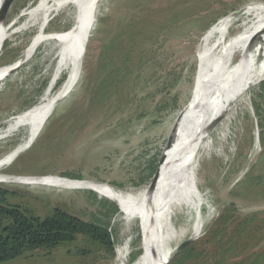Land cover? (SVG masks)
Segmentation results:
<instances>
[{
	"label": "rangeland",
	"instance_id": "1",
	"mask_svg": "<svg viewBox=\"0 0 264 264\" xmlns=\"http://www.w3.org/2000/svg\"><path fill=\"white\" fill-rule=\"evenodd\" d=\"M28 2L12 0L6 21H14ZM5 3L1 0L3 15ZM249 4L261 7L264 0H100L78 74L73 85L55 98L43 128L27 145L30 125L27 131L0 137V175L97 182L120 190H141L159 179L190 124L201 67L200 43L209 38L206 41L204 34ZM71 27L57 19L44 33L29 32L2 45L0 72L8 75L0 82V127L47 94L53 97L68 80L66 70L50 88L57 71L50 51L57 42L45 41L66 35ZM35 36L40 38L31 43ZM261 55L264 30L253 57ZM104 59L111 66H103ZM104 76L109 81L101 85ZM246 77L227 99L237 110L227 156L201 163L197 179L205 195L204 208L168 222L174 234L183 236L164 249L172 251L171 256L200 223L183 249L181 255L187 256L182 264H250L251 256L264 252V72ZM95 91L102 95L93 98ZM0 187L16 193L7 196L8 203L41 217L58 207L86 223L107 226L113 246L109 253L74 243L3 264H129L145 253L159 230L152 218L123 221L121 204L106 193L43 184L0 183ZM199 191L194 187L192 194L197 198ZM219 217L223 218L215 225Z\"/></svg>",
	"mask_w": 264,
	"mask_h": 264
},
{
	"label": "bare ground",
	"instance_id": "2",
	"mask_svg": "<svg viewBox=\"0 0 264 264\" xmlns=\"http://www.w3.org/2000/svg\"><path fill=\"white\" fill-rule=\"evenodd\" d=\"M28 1L26 8L10 23L6 21V15L12 0H7L6 7L3 6L6 10L4 15L0 7V24L4 25V29H0V53L7 40L12 41L33 31L44 33L47 24L57 19L61 20L64 26L72 24V27L66 35L54 36L45 41L57 42L50 51L54 55L51 62L57 65L50 88L66 70H69L68 80L53 97L44 95L39 104L12 115L3 127H0V137H11L23 130L27 131V126L30 125L31 130L24 142L26 145L50 118L55 98L73 85L79 71L84 41L100 0ZM255 11L262 13L255 14ZM238 13H242L241 17H238ZM263 14L264 6H243L216 22L204 34L206 41L209 38L207 43L204 40L200 43L201 67L195 85L190 124L175 145L164 173L156 181H151L141 190H120L97 182L78 183L3 175H0V183L43 184L56 188L88 189L106 193L121 204L120 216L123 221L148 217L159 225V230L145 253L129 264H166L172 258V251L166 253L164 249H168L173 241L179 243L183 237L180 232L174 234L168 222L172 223L178 215L189 217L194 211L200 212L205 206V195L199 191L200 179H197L201 163L212 156H227L229 152L226 145L231 134L230 126L235 119L234 112L237 110L233 101L229 99L228 102L227 99L240 88L247 75L264 72V56L253 57L264 30ZM234 22L237 24L234 25ZM78 27L81 30H78ZM38 36H35L31 43L36 42L40 38ZM7 75L6 71L0 72V82ZM22 116L24 118L21 119ZM194 187L199 191L197 198L192 194ZM203 223L201 221V225ZM199 224H196L195 231L189 238L193 237L196 230L199 231Z\"/></svg>",
	"mask_w": 264,
	"mask_h": 264
},
{
	"label": "trees",
	"instance_id": "3",
	"mask_svg": "<svg viewBox=\"0 0 264 264\" xmlns=\"http://www.w3.org/2000/svg\"><path fill=\"white\" fill-rule=\"evenodd\" d=\"M102 64L111 66L105 59L102 60ZM113 73L115 72L109 73L111 78ZM108 76L103 77L101 85L108 84ZM96 91L92 94L93 98L102 95L101 91ZM248 182L246 181L245 184ZM246 188H249V184ZM14 195L15 192L0 187V264L25 258L27 254L38 250L69 246L74 243L91 244L109 253L112 252L113 246L107 226L86 223L58 207L52 208L49 213L41 217L31 209L8 203L7 196ZM111 211H116V207L113 206ZM222 218L219 217L215 225H218ZM242 224L245 225V222ZM213 232L212 230L211 233ZM182 252L183 250L168 264H182V258L187 256L186 252L181 255ZM262 261H264V252L253 255L247 260L250 264H259Z\"/></svg>",
	"mask_w": 264,
	"mask_h": 264
},
{
	"label": "water",
	"instance_id": "4",
	"mask_svg": "<svg viewBox=\"0 0 264 264\" xmlns=\"http://www.w3.org/2000/svg\"><path fill=\"white\" fill-rule=\"evenodd\" d=\"M155 176H156V174L154 175V177L153 178H155ZM153 187V186H152ZM152 187L150 188V189H152ZM191 240L192 239H187V240H185V241H183V242H181L177 247H176V249L174 250V253H173V255H172V257H174V256H176V255H178L189 243H191Z\"/></svg>",
	"mask_w": 264,
	"mask_h": 264
}]
</instances>
